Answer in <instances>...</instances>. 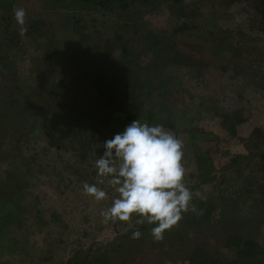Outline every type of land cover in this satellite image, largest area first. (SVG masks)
Instances as JSON below:
<instances>
[{"label": "rangeland", "instance_id": "obj_1", "mask_svg": "<svg viewBox=\"0 0 264 264\" xmlns=\"http://www.w3.org/2000/svg\"><path fill=\"white\" fill-rule=\"evenodd\" d=\"M99 1L0 0V101L16 106L0 108V199L24 177L28 203L22 227L0 236V264H201L200 249L233 259V234L264 246V0ZM136 119L183 142L196 211L160 240L137 217L130 228L101 215L118 193L95 161Z\"/></svg>", "mask_w": 264, "mask_h": 264}, {"label": "clouds", "instance_id": "obj_2", "mask_svg": "<svg viewBox=\"0 0 264 264\" xmlns=\"http://www.w3.org/2000/svg\"><path fill=\"white\" fill-rule=\"evenodd\" d=\"M25 16L23 8L14 11L21 26ZM102 147L103 154L95 161L97 176L102 178L101 183L106 179L118 193L111 206L101 211L105 219L126 222L131 228L133 217H137V224L155 225L151 234L160 240L183 213L196 211L191 203L193 193L185 183L183 142L163 125L133 120L122 132L105 140ZM83 192L97 201L107 195L102 188L88 183L83 185ZM132 235L137 238L140 232L136 230Z\"/></svg>", "mask_w": 264, "mask_h": 264}, {"label": "trees", "instance_id": "obj_3", "mask_svg": "<svg viewBox=\"0 0 264 264\" xmlns=\"http://www.w3.org/2000/svg\"><path fill=\"white\" fill-rule=\"evenodd\" d=\"M96 1H98L100 5L104 3V1H99V0H96ZM107 1H110V0H106V2ZM130 1H133V0H130ZM171 1L178 2L179 0H171ZM3 90L5 91L6 87H3ZM3 90L0 88V94L4 92ZM14 102L15 100L13 99L10 101H6V102H4V100L0 101V108L4 116L8 115L11 111L15 110L16 106H14ZM38 112H41V114H43L41 118H42V121H45V122H42V121L41 122L47 124L48 118H49L48 111H46L42 107V109H39ZM1 120L2 118L0 117V122ZM260 154L262 156L261 160L264 162V152H261ZM24 157L25 156H23L21 153H18L15 156V158H17L16 161L20 162V164H17V165H21L23 163ZM16 161H14V165H15L14 170L20 171V168L16 165ZM16 181L17 183H19V185L14 186L12 184L11 185L6 184L7 187H2V190L5 191L4 193L5 196L0 199V236L10 233V232H15V230L21 228L23 223H25L27 220L26 216H27L28 211L27 212L24 211L23 206H25L28 203L24 204L21 201L19 202L18 200H21V198L17 197V194H16V193H19L17 191H22L23 185L26 181L24 177L16 178ZM261 186L264 189V185H261ZM35 198L36 197H34V201H35ZM41 218H42V215H41L40 210H35L33 215L29 219L30 221L35 220L34 222H35V226L37 230H41L44 227V225L47 223L44 221H40L39 219ZM262 219H264L263 216L261 218L258 217L257 218L258 221L255 219L253 221H257L259 223ZM226 242H227L226 243L227 246L229 244L231 247L237 248V251L233 259L229 260V259L222 258L219 256H214L200 249L198 250V253L200 252L199 255L203 259L202 260L203 262H201V264H264V246L259 245L256 241L251 240V239H246L244 243H242V238H240L236 234H233L227 237ZM0 244L3 245L4 247L6 245V243L4 242ZM120 244L122 246L118 245L117 248L113 250V252L115 253V255L117 254V256H115L117 257V259H120V260L122 259L123 261L128 256L129 253L127 250H122V248H124L125 247L124 245H127L128 243L124 241L123 243H120ZM196 252H197L196 248L193 247L191 254L188 256L189 261L190 260L191 262L193 261L192 259H194L195 255L198 254ZM199 255L198 257H200ZM118 264H123V263H118ZM192 264H199V263H192Z\"/></svg>", "mask_w": 264, "mask_h": 264}]
</instances>
